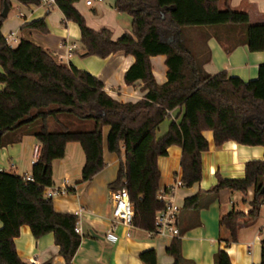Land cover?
Masks as SVG:
<instances>
[{
    "label": "trees",
    "instance_id": "obj_1",
    "mask_svg": "<svg viewBox=\"0 0 264 264\" xmlns=\"http://www.w3.org/2000/svg\"><path fill=\"white\" fill-rule=\"evenodd\" d=\"M17 1L39 6L42 0ZM79 1L56 0V7L77 25L82 54L106 58L123 52L133 56L134 63L123 78L127 86L140 81L145 95L136 102L117 101L107 95L100 79L58 62L48 49L24 39L13 48L8 46L1 33L4 18L0 17V82L4 84L0 91V148L24 135H33L40 146L29 177L0 171V264H28L19 259L14 245L21 225H27L34 238L53 233L60 256L66 264H74L72 257L81 243L75 231L78 215L55 211L52 198L45 195L53 186L52 161L64 157L68 142L83 148L82 181L92 180L106 167L105 142L107 151L119 160L109 188L129 193L134 208L131 225L147 231L154 229L156 214L165 208L159 199L166 188L160 191L158 158L166 156L169 147L181 148L184 187L202 178L201 154L209 148L206 132H212L216 147L228 141L264 147V63L258 66V77L247 82L226 70L207 74L203 67L210 52L205 36L198 33L199 39L194 40L189 33L209 26L243 25L241 43L257 52L264 51V24L250 25L246 13L228 6L220 10L221 0H115L113 8L131 17V32L113 39L111 30H92L86 25L75 8ZM25 28L47 31L44 19L31 21ZM160 55L167 67V81L161 85L153 77L150 61ZM176 109H180L177 118L157 137L159 125ZM104 128H108L106 137ZM244 172L242 179H225L217 173L216 184L186 198L182 209L197 212L222 189L246 194L253 187L249 212L232 209L219 219L230 242H237L241 227L255 223L264 205V158L247 161ZM176 223L178 226V218ZM171 240L166 252L173 257L172 264H184L181 239ZM213 255V264H231L223 249ZM138 257L144 264H158L153 249ZM259 264H264V239Z\"/></svg>",
    "mask_w": 264,
    "mask_h": 264
},
{
    "label": "crops",
    "instance_id": "obj_2",
    "mask_svg": "<svg viewBox=\"0 0 264 264\" xmlns=\"http://www.w3.org/2000/svg\"><path fill=\"white\" fill-rule=\"evenodd\" d=\"M9 1L10 10L2 23L1 33L3 36L14 33L17 40L13 42L12 48L21 39L31 41L51 51L58 62L71 64L100 79L107 95L117 101L136 102L144 97L145 92L141 90L140 81L127 86L123 78L124 73L134 63L133 56H126L123 52L112 53L106 58L86 56L81 52L80 31L77 25L66 20L56 6H27L17 0ZM85 1L77 2L75 8L84 16L90 29L111 30L113 39L131 32V17L113 8L115 0L110 3L105 0L95 2L93 6H87ZM225 6L246 13L250 25L264 24V0H221L218 8L223 10ZM2 9L3 1L0 0V12ZM12 9L14 12L10 15ZM18 11L22 13V17L18 16ZM39 19L46 22L45 33L25 28L29 22ZM244 32L243 25L209 26L189 32L194 40L199 39L196 37L198 33L205 36V43L210 52V60L203 67L207 74L226 70L230 75L246 82L258 77V66L264 63V51L250 52L247 45L241 43ZM71 46L76 48L70 50ZM227 46L233 48L226 52ZM164 59V55L150 58L153 77L159 85L167 81ZM3 87L4 84L0 82V91ZM179 113L180 109L170 112V119L166 118L159 125L165 126L162 134L167 131L171 119L177 118ZM107 132L108 128L106 134ZM205 136L209 141V148L201 154V180L191 187L180 185L174 188L171 194V200L180 208L178 228L181 232L180 252L186 260L184 264H213V254L218 249H223L229 255L231 264H259L261 241L264 239V205L255 223L241 227L237 242H230L228 230L219 222L220 217L232 209L244 214L252 209L250 203L254 198L253 187H250L246 194L222 189L207 207L197 212L183 210L182 205L186 198L209 191L217 182V173L225 179L244 178L245 163L264 158V147L240 145L234 141L216 147L212 132H206ZM36 144L33 135H24L1 147L0 171L4 170L20 177L30 176ZM103 144V159L107 165L90 181H82L85 155L79 143L68 142L64 157L52 161L53 186L74 189L73 192L52 199L55 211L78 215L77 226L81 228V243L72 257L73 263L144 264L138 257L139 254L153 249L158 264H172L174 259L166 249L173 237H150L147 230L112 222L109 184L115 181L119 160L115 154L107 151L105 142ZM180 156V146H171L166 156L158 158L160 191L172 187L175 181H180ZM207 200L208 197L202 199L203 203ZM228 242L230 243L227 244ZM14 245L19 259L28 264H66L59 254L53 233L34 238L31 229L27 225H21Z\"/></svg>",
    "mask_w": 264,
    "mask_h": 264
},
{
    "label": "built area",
    "instance_id": "obj_3",
    "mask_svg": "<svg viewBox=\"0 0 264 264\" xmlns=\"http://www.w3.org/2000/svg\"><path fill=\"white\" fill-rule=\"evenodd\" d=\"M103 0H86L87 6H93L95 2H102ZM39 6L50 8L56 6V0H42ZM18 16L22 17V13L18 11ZM5 42L8 46L12 47L13 42L17 39L14 33L4 36ZM75 46H71L70 50L75 49ZM40 154V146L34 145L33 149V162L38 158ZM29 177V176H28ZM181 180L174 182V185L170 188H166V191L159 195V199L164 202V209L159 211L154 218V229L148 231V236L158 237L169 235L171 237H179V228L177 226V218L180 208L171 200L172 190L176 187H180ZM110 199L112 203V222L121 223L123 225L132 226V218L134 215L133 204L130 201L129 193L125 189H115L110 191ZM67 188H55L50 186L45 195L47 198H54L60 195H66ZM76 233H81L79 226L75 229Z\"/></svg>",
    "mask_w": 264,
    "mask_h": 264
},
{
    "label": "water",
    "instance_id": "obj_4",
    "mask_svg": "<svg viewBox=\"0 0 264 264\" xmlns=\"http://www.w3.org/2000/svg\"><path fill=\"white\" fill-rule=\"evenodd\" d=\"M9 10H10V8H9V5H8V3L6 2V1H4L3 2V9H2V11L0 12V17H2V18H7V14H8V12H9ZM262 192H264V187H263V189H262Z\"/></svg>",
    "mask_w": 264,
    "mask_h": 264
},
{
    "label": "rangeland",
    "instance_id": "obj_5",
    "mask_svg": "<svg viewBox=\"0 0 264 264\" xmlns=\"http://www.w3.org/2000/svg\"><path fill=\"white\" fill-rule=\"evenodd\" d=\"M105 1H106V3H110V1H112V0H105ZM13 4L15 5L14 2H13ZM13 12H14V11H13V9H12V12H10V15H12ZM164 127H165L164 125H162V127H159V130H157V132H156V136H157V137H160V136H161ZM103 134H104V136H106V128H104V132H103Z\"/></svg>",
    "mask_w": 264,
    "mask_h": 264
}]
</instances>
